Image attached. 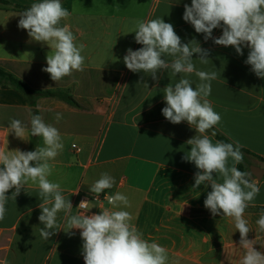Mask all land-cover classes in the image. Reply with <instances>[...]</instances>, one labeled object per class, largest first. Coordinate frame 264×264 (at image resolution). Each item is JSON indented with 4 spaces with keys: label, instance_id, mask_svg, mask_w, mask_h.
Instances as JSON below:
<instances>
[{
    "label": "crops",
    "instance_id": "obj_1",
    "mask_svg": "<svg viewBox=\"0 0 264 264\" xmlns=\"http://www.w3.org/2000/svg\"><path fill=\"white\" fill-rule=\"evenodd\" d=\"M5 1L9 4L0 3V66L32 89H66L81 105L77 108L56 97H41L36 102L45 122L61 133L64 148L50 161L54 169L49 179L64 189L73 205L72 214H100L104 208L128 211L145 239L151 237L168 250L169 264H239L243 255L239 231L230 218L213 216L205 208L211 187H193L198 169L183 160L191 147L186 141L197 134L196 129L186 121L172 124L161 111L166 106L163 89L178 82L179 74L172 77L164 70L153 80L142 71H130L123 57L127 49L143 47L135 42L132 32L136 22L156 18L171 23L183 43L196 40L208 50L207 65L197 60L198 54H193V59L198 70L218 73L208 97L222 118L214 128L254 155L246 159L250 171L252 165L264 169V78H258L251 65L245 64L249 49L243 48L239 55L232 46L205 41L204 34L196 33L182 18L184 5L190 6L191 0H61L71 13L62 24H70L76 43L85 45V64L84 71L55 82L42 71L51 49L18 28L22 11L15 6L30 7L39 0ZM221 35L222 27L213 30V38ZM188 78L193 87L199 83L194 74ZM29 110L20 91L0 84V150L31 151L32 136L17 138L8 127L12 118L28 123ZM57 112L63 117L59 123L54 119ZM207 134L213 142L217 140ZM37 141L43 146L42 137ZM102 173L116 181L107 193L124 194L130 207L113 208L107 200L93 201L90 187ZM258 186L254 206L246 209L244 218L252 229L248 239L256 240L254 248L264 254V233L256 224L264 212L263 179ZM38 191L37 185L29 182L6 204L5 218L0 221V262L85 264L81 230L67 232L63 212L57 216V232L49 240L41 238ZM84 197L90 198L87 210L78 208Z\"/></svg>",
    "mask_w": 264,
    "mask_h": 264
},
{
    "label": "clouds",
    "instance_id": "obj_2",
    "mask_svg": "<svg viewBox=\"0 0 264 264\" xmlns=\"http://www.w3.org/2000/svg\"><path fill=\"white\" fill-rule=\"evenodd\" d=\"M70 15L61 0H39L18 15V28L27 30L32 40L51 49L46 56L47 67L42 71L50 74L55 82L74 72L84 71L82 52L85 45L76 43L70 24H62ZM182 18L194 27L196 33L204 34L205 41L213 39L216 45L232 46L239 55H243V48H248L245 64L251 65V71L258 78H264V0H191L190 6L184 5ZM221 27L222 35L213 38V30ZM132 32L135 33V42L143 47L135 51L127 49L123 62L130 71H142L153 80H158L157 73L164 70H168L172 77L179 74L178 82L163 89L166 106L161 111L172 124L186 121L196 129L197 134L186 141L191 147L183 157L198 169L193 187L203 185L207 188L210 185L211 191L204 200L205 208L213 216L230 218L239 231V248L243 250L239 264H264V254L254 248L256 240L248 239L252 229L244 218L246 209L260 192V180L253 178L252 172L237 167L244 159L243 145L238 141L234 144L221 140L213 142L207 134L222 119L208 99L211 82L218 78V73L198 70L193 54H198L197 60L207 65L209 51L196 40L183 43L174 26L162 18L137 21ZM192 74L199 79L195 87L188 78ZM144 86L148 88L146 82ZM29 116L28 123L10 119V132L23 140H26V134L42 137L43 146H37L33 151L0 150V221L5 218L9 199L15 200L31 182L37 185L42 201L38 205L41 209L38 220L43 225L40 236L44 240H49L57 232L55 229L60 228L57 216L63 212L67 232L81 230L85 264H169L168 250L151 237L145 239L131 222L133 218L128 211L104 208L100 214H72L73 205L63 194L64 189L60 183L49 179L54 169L50 161L55 160L64 148L61 133L53 124L46 123L43 115L32 114L29 110ZM62 118V113H55L57 123ZM215 135L213 131L212 136ZM115 183L114 177L102 173L90 191L99 197ZM12 189L11 196L7 195ZM78 192L79 189L72 194ZM104 199L113 208L130 207L128 197L120 192ZM78 208L89 209V202L81 200ZM256 224L258 231L264 233V212ZM0 264H7V261Z\"/></svg>",
    "mask_w": 264,
    "mask_h": 264
},
{
    "label": "trees",
    "instance_id": "obj_3",
    "mask_svg": "<svg viewBox=\"0 0 264 264\" xmlns=\"http://www.w3.org/2000/svg\"><path fill=\"white\" fill-rule=\"evenodd\" d=\"M0 3L5 4V5L9 4L5 0H0ZM15 8H17L23 12L24 10H26L29 7L16 5ZM0 84L3 87H11V88H15L18 91H20L27 98L32 114H39V110L36 107V102L41 97H56V98L64 100L65 102H67L71 106H74L77 108L81 107V105L75 100V98L70 94V92L68 90H66V89H57V90H35V89H32L26 83L21 81L15 75L8 72L7 70H5L1 66H0ZM213 131L216 132L215 138L217 140H221V141L228 142V143H233L227 137H225L222 133L217 131L215 128L208 130V132L211 134ZM37 146H38L37 137L33 136L32 142H31V151L36 150ZM241 151L244 154V159H243V162L241 164L237 165V167L241 171H249V169H247L246 164H245L246 159H247V156H254V155L249 150L244 149V148H242ZM263 180H264V178H263Z\"/></svg>",
    "mask_w": 264,
    "mask_h": 264
},
{
    "label": "water",
    "instance_id": "obj_4",
    "mask_svg": "<svg viewBox=\"0 0 264 264\" xmlns=\"http://www.w3.org/2000/svg\"><path fill=\"white\" fill-rule=\"evenodd\" d=\"M250 172H252L253 176L258 179V180H262L264 177V169L258 166H250Z\"/></svg>",
    "mask_w": 264,
    "mask_h": 264
},
{
    "label": "built area",
    "instance_id": "obj_5",
    "mask_svg": "<svg viewBox=\"0 0 264 264\" xmlns=\"http://www.w3.org/2000/svg\"><path fill=\"white\" fill-rule=\"evenodd\" d=\"M105 196H110L108 193H107V190H105L103 193L99 194V197L96 196V194H93V201H104L106 199H104ZM82 200H87L88 202H90V198L89 197H84L82 198Z\"/></svg>",
    "mask_w": 264,
    "mask_h": 264
}]
</instances>
